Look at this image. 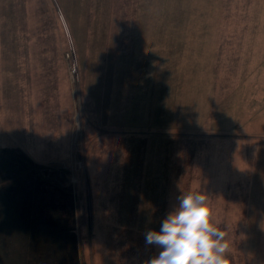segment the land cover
<instances>
[{"label":"rangeland","instance_id":"374dc122","mask_svg":"<svg viewBox=\"0 0 264 264\" xmlns=\"http://www.w3.org/2000/svg\"><path fill=\"white\" fill-rule=\"evenodd\" d=\"M102 55L111 69L133 70L136 108L159 137L154 168L143 152L149 164L136 201L134 174L121 189L108 151L126 144L98 152L88 138L100 120L83 76L87 66L101 69L90 59ZM207 72L214 77L205 83ZM198 87L206 89L200 100ZM255 104L264 113V0H0V264H148L161 249L145 234L190 191L208 195L228 264H264V129L252 127ZM248 128L256 157L245 221L231 135ZM194 140L212 145L208 167L188 150Z\"/></svg>","mask_w":264,"mask_h":264},{"label":"crops","instance_id":"0c3cea01","mask_svg":"<svg viewBox=\"0 0 264 264\" xmlns=\"http://www.w3.org/2000/svg\"><path fill=\"white\" fill-rule=\"evenodd\" d=\"M253 46V45H252ZM251 46V47H252ZM254 47V46H253ZM95 58V57H92ZM90 59V62H97V67H100V70L94 71L95 65L87 66L91 67L85 70L84 76H83V87L82 91L84 92V98L86 100V103L88 105V108L92 112L93 117H98L97 120L99 125H95L94 130L97 129L95 133H93L91 136H88L89 141H93V143H96L97 141L100 142V145L98 143V149L97 151L100 152L102 149L105 151L107 148L110 149V145L108 142H114V141H121L124 142V147L122 150H120L121 146L117 147V150H113V148H116L114 145L112 150H108L109 153H114L113 156L117 157V160L113 163L116 164V168H118L115 173L119 174L118 176V182L120 181V174H122V180L120 181V184L123 182L122 185H120V188L124 187L128 183V174L129 172L131 174H134V183L135 188L132 189L135 191V201L137 197V191L142 190L143 186L145 184L142 176L139 174L142 173V175L145 173V168L148 167L149 161L145 162L143 161V152L148 151L151 155V163L152 168L155 167V160H157V157L155 156L157 153V147L156 145H153L152 143L156 141L159 137L153 136L152 132V117L151 115H147L144 119V116L141 115L139 108H136V87L137 84L135 83V78L133 75V70L131 68L120 71H116L114 69H111V67L115 66V62H113V59L111 57L106 58L104 55H102L101 60H93ZM107 62H109V66H107ZM170 71V70H167ZM172 71V70H171ZM194 75L201 72L200 70L195 68L193 70ZM141 72V71H140ZM161 72V71H160ZM256 71L254 70L252 74H255ZM159 74V73H157ZM233 74V73H232ZM205 83H206V77L211 78L214 73L211 74L210 72L205 73ZM171 79L175 78L176 76L172 75L170 76ZM188 77V73L183 72V78L186 79ZM158 78V76H157ZM195 80L198 81L196 78ZM191 81V77H190ZM214 86V81H213ZM208 89V87H207ZM205 88L199 89L196 91V88L194 89V93L198 96V100L201 99V93H205ZM211 90H208V94ZM207 93V92H206ZM134 103V105L132 104ZM200 105V104H199ZM255 122L252 123V127H262L264 129V113H261L259 108V104H255ZM261 125V126H260ZM104 127L105 130H101L98 132V129ZM96 128V129H95ZM117 128H120L121 130H118ZM93 130V131H94ZM100 130V129H99ZM151 130V132L149 131ZM247 133L242 134H236L231 135V142L233 144V170L235 171L234 180L232 181L235 184L234 190L241 191L242 195L244 194L245 201L243 199L242 206H245L246 213H240V216H244L245 221H250V217L253 214V205H251L250 199L252 198V191L254 190V179H255V173H253L251 170H249L250 160L251 156H255L254 153H252L253 150H256L255 148V139L254 135H250V133H255V130L253 128L246 129ZM253 130V131H252ZM105 131H108V133H105ZM257 131H262L257 129ZM144 133H149L144 135ZM162 139L168 140L165 137H161ZM155 139V140H154ZM206 141V140H205ZM205 145L198 146L196 143L197 141H193L192 143H189L191 146L189 147V151H197L203 154L205 158H203V163L208 167L210 160H212V154H209L212 149V145L208 144L207 142L201 141ZM145 144V145H144ZM95 146V145H94ZM166 147H164L165 149ZM187 148V147H186ZM243 150V156L239 155V150ZM260 150V154H264V148L260 146L258 148ZM171 148L167 150L169 152ZM96 151V149L94 150ZM103 151V152H104ZM245 151V154H244ZM164 153L166 152L163 150ZM195 153V152H194ZM192 154V156L194 155ZM103 155L101 152L100 155ZM116 154V155H115ZM122 154V155H121ZM215 157V153H214ZM256 157V156H255ZM106 158V155L103 157ZM241 158V159H240ZM131 159V160H130ZM242 159H245V161L242 162ZM154 160V161H153ZM191 160V159H190ZM129 161L131 163V168H134L133 170H128V164ZM154 162V163H153ZM200 162V160H199ZM181 163L185 165L187 163V159L185 157L182 158ZM113 164V165H114ZM192 164H195L192 163ZM191 164V165H192ZM255 164V163H254ZM150 169V172L153 173L154 170ZM239 174H241L239 176ZM244 174V175H243ZM206 180V179H204ZM116 184V183H115ZM142 185V186H141ZM141 187V188H140ZM169 188H166L165 190H168ZM250 193V194H249ZM125 201H123L122 206L124 205ZM242 207V208H243ZM238 215V214H237ZM239 216V215H238ZM240 218V217H239ZM238 218V219H239ZM242 220V219H241ZM253 220V218H252ZM255 221V220H253Z\"/></svg>","mask_w":264,"mask_h":264},{"label":"clouds","instance_id":"9594fccd","mask_svg":"<svg viewBox=\"0 0 264 264\" xmlns=\"http://www.w3.org/2000/svg\"><path fill=\"white\" fill-rule=\"evenodd\" d=\"M208 199L197 191L177 197L178 205L159 230L145 234L147 244L161 249L148 264H228L227 234L211 219Z\"/></svg>","mask_w":264,"mask_h":264},{"label":"built area","instance_id":"2783aa9c","mask_svg":"<svg viewBox=\"0 0 264 264\" xmlns=\"http://www.w3.org/2000/svg\"><path fill=\"white\" fill-rule=\"evenodd\" d=\"M67 56H68V58H71L69 53H67ZM76 72H77L76 65L74 63H72L70 65V74H71V76L76 75ZM76 117H77V115H76Z\"/></svg>","mask_w":264,"mask_h":264}]
</instances>
